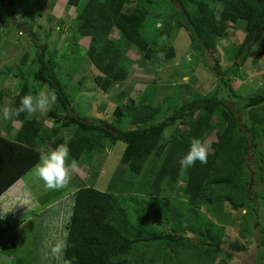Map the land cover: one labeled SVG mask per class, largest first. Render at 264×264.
Segmentation results:
<instances>
[{
  "label": "trees",
  "instance_id": "1",
  "mask_svg": "<svg viewBox=\"0 0 264 264\" xmlns=\"http://www.w3.org/2000/svg\"><path fill=\"white\" fill-rule=\"evenodd\" d=\"M22 1L26 0H0V35L9 19L17 21L18 5L27 16L47 21L42 26L46 27L44 33L50 34L55 25L60 28L66 24L65 18L50 13L45 16L40 8L32 7L33 11L28 13ZM172 1L177 19H168L162 33L168 45H154L143 32L157 0H68V8H77L76 25L71 29L67 26L66 36L60 31L53 46L59 49L68 42L67 46L87 47L90 62L102 72L93 82L105 94L114 84L128 78L133 65L150 64L151 58L159 53L166 59L176 57L177 51L168 39L172 37L173 27H184L195 50L203 55L205 64L218 78L215 92L204 96L198 92L185 102L183 93L188 85L181 83L158 105L153 104L156 84L145 85L139 98L129 97L113 112H105L102 105L106 104L102 102L98 108L100 118L91 122L72 109L73 102L66 91L68 82L62 83L55 65L46 59L49 44L40 43V50L33 57L36 67L32 72L33 80L40 83L35 86L40 89L29 84V73L24 76L19 92L10 97V109L17 108L24 95H36L49 85L57 101L42 114L13 116L11 120L19 124L11 133L4 132L5 126L0 124V196L39 162L37 149L48 151L46 147L56 148L65 143L61 131L70 126L75 132L65 143L69 157L88 163L101 145L103 135L126 143L121 161L131 175L138 176L145 168L148 170L144 174L149 179L147 198H143L146 208L134 221L128 215L129 204H123L122 196L85 184V176L77 184L70 181L63 195L35 209L29 208L30 216L36 221L39 248L35 264H48L42 256L49 251L50 243L43 228L49 225L43 224L52 204L65 197L70 202L65 209L60 207L67 217L60 240L67 234L68 247L62 260L71 264H225L233 259V253L226 246L228 225L239 227L246 242L259 241L253 264L263 261L264 227L260 228L263 233L260 240L252 236L256 233V224L263 225L258 218V207L264 199V149H260L264 139V82L255 93L244 96L236 92L231 76L238 75L249 59L258 63L264 56V47L259 50L264 40V0ZM56 2L51 0L50 7ZM18 24L26 25L21 21ZM234 29H242L245 36L236 44L238 60L234 58L224 69L220 58L212 53ZM81 39L87 43L83 45L79 42ZM131 49L139 53V58L129 55ZM253 52L256 54L251 58ZM29 56L26 52L22 61L26 62ZM73 76L71 73V79ZM81 79L74 84L78 86L76 83ZM223 94L237 97L233 107L219 99ZM3 97L1 92L0 99ZM111 115L117 121L111 122ZM117 123L123 127L116 126ZM211 133L213 139H209ZM194 137L209 146L208 162H197L181 172L180 158L188 152ZM252 167L256 168V178ZM180 190L185 198L175 203L171 197ZM7 221L0 214V233L5 231ZM188 232L196 236L187 237ZM229 247L246 250L240 240L231 241ZM51 264H62V261L52 259Z\"/></svg>",
  "mask_w": 264,
  "mask_h": 264
},
{
  "label": "rangeland",
  "instance_id": "2",
  "mask_svg": "<svg viewBox=\"0 0 264 264\" xmlns=\"http://www.w3.org/2000/svg\"><path fill=\"white\" fill-rule=\"evenodd\" d=\"M50 1L51 0L22 1L25 3L28 13L32 12V7H34L43 10L45 16H48L50 13L62 19L65 18L66 24L64 23L60 28L54 24L55 27L50 30V34H48V32L44 33L46 27H42L47 21L43 22V19L38 16L35 18L27 16L19 5V10L16 12V15H18L17 21L9 19L3 27L0 35V93L2 92L4 97L0 99V108H10L12 103L11 98L19 92L21 84L24 81V76L29 73H31L29 80L26 79L29 84H31L32 87L40 85V83L33 80L32 73L36 67L33 57L35 52L40 50V43L49 44L46 51V59L55 65L62 83L66 85L65 83L68 82L66 91L73 102L71 106L72 109H74L77 114L88 117L91 122L100 118V115H98L99 107L104 106L105 112H113L117 105L123 104L124 102L126 103L129 97L139 98L141 96L140 92L144 89L145 85L156 84L154 86L157 93L153 104L157 103L158 105H160L159 103H161L163 97H166V95L173 90V87L181 83L188 85V88H186L183 93V100L185 102L194 97L198 92L204 96L216 91L218 78L213 74L211 69H209V66L205 64L203 55L195 50L189 31L184 27L175 26L172 30V37L168 39V41L175 47L177 51L176 57L166 59L163 54L159 53L158 56L154 55L151 58L150 64L145 66L133 65L131 73L123 83L114 84L113 88L105 94L100 93L93 79L96 75L102 74V72L90 62L86 53L87 47L81 45L80 47L75 45L67 46L68 42H66L67 47L63 44L59 49L53 46L57 41L56 39H58L60 31L61 35L66 36L68 35L67 26H69L70 29L75 27L77 8L75 6L68 8V0H57L56 4L51 8ZM157 1V4L153 6L152 12L146 20L143 32L147 39L154 45L159 44L160 46H165L168 45V42L162 35L163 30L167 27V20L172 19L174 21L175 18L177 19V14H174L175 5L172 0ZM19 21L26 25L20 27L18 24ZM47 28L49 29L50 27ZM116 34L119 35V32L115 31V35ZM229 36L230 37L221 40L219 47L212 53L220 58V62L224 69L233 63L236 57L237 45L243 41L245 33L242 29H234L230 30ZM79 42L83 45L87 43L84 39H81ZM262 42L261 46H259V50L264 47V40H262ZM132 50L133 49L130 50L131 52H129V55L133 59L139 58V53H135ZM26 52H28L30 56L26 62H23L21 57H23ZM255 54L256 53L253 52L251 58H253ZM210 57L212 56L210 55ZM235 60H238V58H235ZM31 66H33L32 70ZM71 73L74 74L72 79L70 77ZM82 76H84V78L81 79ZM231 78L234 80L237 93L244 96L255 93L264 82V56L258 63L249 59L240 68L239 74L232 75ZM79 79L81 80L76 83L78 84L77 86L74 83ZM38 87L37 88L40 89V86ZM43 91L49 92V85H45ZM219 99H223L230 107H233L237 97L229 98L228 94L227 96L223 94L220 95ZM102 102L106 105H102ZM171 102L173 101H169L168 103ZM53 105L54 104L50 105L49 108L51 109ZM38 114H42V112L38 111ZM114 116L115 115H111V122H114ZM0 124L5 126V128L9 127L14 129L19 122L11 119L5 120L2 115H0ZM116 126L123 127V125H119L118 123ZM61 132H63L61 134L64 136L66 143L74 134L75 128L73 126L66 127ZM213 138L214 134L211 133L209 139ZM101 141L102 143L95 151L94 157L88 160V163H86L84 159H76L79 167L77 171L71 175L70 181L72 184H77L83 179L82 177L85 176L86 178L83 179L85 180V184L122 196L123 204H129L130 211L128 215L134 221L139 213L144 212L143 208H146V202L143 201V198H147L146 188L148 187L147 181H149V179L148 176L144 174L148 172V170L145 168L143 173L138 176L131 175L128 171V167L121 161L126 143L123 140L105 137L103 135ZM46 149L50 151L54 148L46 147ZM260 149H264V139H262ZM72 160V157H68L69 163ZM251 169L255 176L256 168L252 167ZM32 170L21 179L28 185L29 190H25V192L27 191L32 194L31 198H34L33 204L30 203L31 200L28 195L21 196L20 201L17 200L21 193L17 195L16 191L9 192L1 200L0 209L5 212L2 216L9 221H7V225L4 227L5 231L0 233V264H35V259L38 258L37 254H39V248H37L36 244L37 233H35L36 229L34 228L36 221L34 220L35 218L33 219V216H30L32 215V210L28 209L31 207L35 209V207L47 203L49 199L59 197L65 192L63 191L64 188L58 190L46 189L43 182L34 176ZM254 178H256V176ZM171 198L177 203L185 197L182 196L180 190ZM68 202H70V200H68ZM72 204L71 200V206ZM60 207V202L53 205L52 210L48 213L52 221L50 223L46 221L43 224L49 225L47 228L43 226V228L46 229V232H44L45 236H52L58 233L53 236L55 241L60 240L63 233L62 231H64L66 227L65 223L67 222V217L64 213H61L62 210ZM18 210L25 213L14 219L15 215H12V213L18 212ZM258 210V218L263 225L256 224V233L252 237L260 240L263 234L260 232V228L264 227V199L260 202ZM23 220L26 221H24L22 225H17ZM160 222L161 220L158 222L159 225H161ZM50 226L52 228H50ZM186 236L194 237L196 235L188 232ZM225 238L227 249L233 253V259L226 261L225 264H253L254 252L257 251L256 245L259 241L256 243L246 242V238L242 237L240 228L236 225L227 226ZM236 240H240L242 244L245 245L246 250H232L229 247V243ZM38 245L40 246L39 237ZM260 264H264V259Z\"/></svg>",
  "mask_w": 264,
  "mask_h": 264
},
{
  "label": "clouds",
  "instance_id": "3",
  "mask_svg": "<svg viewBox=\"0 0 264 264\" xmlns=\"http://www.w3.org/2000/svg\"><path fill=\"white\" fill-rule=\"evenodd\" d=\"M141 93L142 91L140 95ZM56 101L55 92L41 91L36 95L28 94L20 99L19 107L0 108V115L5 120H10L13 116L19 117L22 113L31 116L38 111L46 112L50 105ZM46 124L52 126L51 121ZM37 151L39 152V162L32 170L34 176L41 180L48 190H58L66 187L70 182L71 175L79 167L75 159L70 163L68 162L69 148L65 144H60L50 151H45L43 148H39ZM208 156L209 146L199 138H192L188 152L179 161L181 172L193 167L197 162L207 164ZM66 235L65 239L56 240L48 245L49 251L43 253L42 260L48 261V264H51L52 259L62 261V264H71L70 261L62 260L68 247Z\"/></svg>",
  "mask_w": 264,
  "mask_h": 264
},
{
  "label": "crops",
  "instance_id": "4",
  "mask_svg": "<svg viewBox=\"0 0 264 264\" xmlns=\"http://www.w3.org/2000/svg\"><path fill=\"white\" fill-rule=\"evenodd\" d=\"M13 131V129H11V128H4V132H6V133H11ZM25 190H29V188H28V185L27 184H25L24 183V181H23V179H19L17 182H15V184L10 188V189H8L4 194H2L1 196H0V205H1V200L9 193V192H13V191H16V194L17 195H19L20 193H21V195H19L18 196V199L17 200H19L20 201V198H21V196H23V195H28L29 196V199L31 200L30 201V203H32L33 204V201H34V198H31L32 197V194H30V192H25ZM68 195V194H67ZM66 195V196H67ZM68 199H69V197H65V198H63L62 200H60V204H61V207L62 208H64L67 204H68ZM18 201V202H19ZM29 203V204H30ZM58 202H55L54 204H52V205H56ZM28 204V205H29ZM30 206V205H29ZM5 212L3 211V210H1L0 209V214H1V216L4 214ZM23 211L21 212V210H18V212H15V213H12V215H15V218L14 219H16V218H18V217H20L21 215H23ZM51 222L52 221V218L50 217V215L48 216V218L44 221V222ZM21 224H23V221H20L17 225H21ZM45 225H47V224H45ZM50 228H52L51 226H50ZM59 233H61V232H59ZM58 233H55V234H53L52 236H48L47 235V241L49 242V243H51V242H54L55 240L53 239V236H55V235H57Z\"/></svg>",
  "mask_w": 264,
  "mask_h": 264
},
{
  "label": "water",
  "instance_id": "5",
  "mask_svg": "<svg viewBox=\"0 0 264 264\" xmlns=\"http://www.w3.org/2000/svg\"><path fill=\"white\" fill-rule=\"evenodd\" d=\"M108 127L109 129H111L112 131H115V129L113 127H110V126H106Z\"/></svg>",
  "mask_w": 264,
  "mask_h": 264
}]
</instances>
